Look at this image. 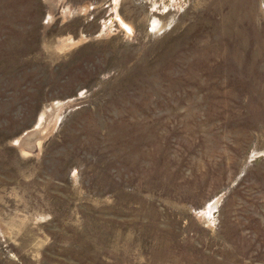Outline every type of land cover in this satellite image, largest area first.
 <instances>
[{"label":"rangeland","instance_id":"obj_1","mask_svg":"<svg viewBox=\"0 0 264 264\" xmlns=\"http://www.w3.org/2000/svg\"><path fill=\"white\" fill-rule=\"evenodd\" d=\"M0 264H264V0H0Z\"/></svg>","mask_w":264,"mask_h":264}]
</instances>
